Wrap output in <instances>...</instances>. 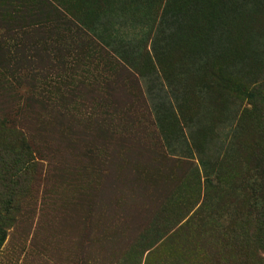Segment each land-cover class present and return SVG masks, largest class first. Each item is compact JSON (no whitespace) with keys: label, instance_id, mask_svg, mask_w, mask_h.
I'll return each instance as SVG.
<instances>
[{"label":"rangeland","instance_id":"obj_1","mask_svg":"<svg viewBox=\"0 0 264 264\" xmlns=\"http://www.w3.org/2000/svg\"><path fill=\"white\" fill-rule=\"evenodd\" d=\"M193 2L213 4L209 23L228 31L215 45L195 35ZM263 7L264 0H0V201L18 202L16 217L32 226L6 230L0 264H70L84 232L75 221L90 201L99 217L92 264H264ZM28 94L52 106L72 98L77 118L93 120L97 111L112 120L114 138L137 133L147 149L110 176L70 175L66 167L60 181L50 167L47 180L44 171L22 177L19 130L51 166L72 160L39 139L48 130L40 134L35 121L50 117L27 107ZM113 95L135 105L127 114L133 131H119ZM107 218L128 224L121 236L107 230Z\"/></svg>","mask_w":264,"mask_h":264},{"label":"trees","instance_id":"obj_2","mask_svg":"<svg viewBox=\"0 0 264 264\" xmlns=\"http://www.w3.org/2000/svg\"><path fill=\"white\" fill-rule=\"evenodd\" d=\"M203 3L204 2L192 3L191 15L196 19L195 35L207 41L209 44L215 45L218 41L224 39V35L228 31L224 29L221 22L210 21L209 23L210 16L214 11V6L210 3L203 5ZM232 11L233 10H231L230 15H232ZM203 18L206 19V22H204L205 28L198 29L197 24L198 22L201 24ZM61 54L63 55V52H61ZM0 82H2L1 79ZM32 87L33 85L30 86L28 93H33L35 91ZM107 88L110 89L109 87ZM111 91L113 90H109V92ZM5 92L6 91L3 92L4 97L6 100H9L10 94ZM76 93L82 92L77 91ZM90 93L93 95L96 94L94 91H90ZM41 94L43 95V93ZM39 99L40 100H36L35 97H32L30 94H28L25 99V104L28 105V108H38L42 112H47L50 117V122H43L39 119L35 121L34 125L38 128L40 134L48 130L46 131L48 136L45 134L39 139H43V141L48 143L55 142V145L59 144L69 156L71 155L72 160H70V163L66 162L68 164H66L64 160H59V162H55V164L51 166V162L47 161L49 160L47 159L48 155L41 156V154L37 153L35 150V142L27 136L25 131L19 130L13 139L18 144L19 153L25 157L19 169V173L22 177L31 174L38 178L44 171V180H47V173L50 167L54 179L60 181L68 177L66 176V167L71 169L69 170L71 171L70 175L80 176L83 172H92L95 175L99 173V176H110L113 167L117 163L123 160H129L128 158H131L135 153L143 152L147 149L143 142V137L140 138L137 136V133H133L128 137L118 135L114 138L115 132L111 129L113 125L112 120H99L96 115V113L99 114L97 111H95V118L93 120L88 118L86 120L77 118V113L68 110V105L73 103L72 98L68 100L70 104L67 102V107L66 105L52 106V103L48 102L49 98L47 97L45 102H42L44 99ZM110 99V111L112 115L114 117L117 116L118 119L114 118V121L120 122L119 125L122 126L119 131L125 132V130H129V128H131L130 131H133L134 119H130V115L127 116V114L135 105L129 102L123 104L116 100L114 95L111 96ZM62 104L63 103H60V105ZM96 105L91 104L85 111L87 109L92 111ZM119 125L117 127H119ZM137 129L139 130L140 128ZM99 153H101V155L104 154L103 159ZM33 155H35V158H33L31 162H28V159ZM43 164L48 165V167H46L48 169H45ZM88 167L91 170H89ZM3 208L4 210H2ZM1 211L5 212V215L2 216ZM19 211L20 205L18 202L15 203L12 199L0 201V242L2 238L6 236V230L11 227H18L23 231L31 229L32 226L28 224L27 220L16 217ZM86 212L87 216L85 218H77L75 221L78 225L80 224V227H83L84 232L78 240L79 243L76 245L75 253L73 256H69L70 264H92V250L98 240V229L96 225L99 217H97L98 212L96 210V205L91 201L87 205ZM106 225L107 230L113 229V234L119 233V236H121L125 225L128 224H123V220H111L107 218ZM129 225L132 227L131 224Z\"/></svg>","mask_w":264,"mask_h":264},{"label":"bare ground","instance_id":"obj_3","mask_svg":"<svg viewBox=\"0 0 264 264\" xmlns=\"http://www.w3.org/2000/svg\"><path fill=\"white\" fill-rule=\"evenodd\" d=\"M194 4H195V3H194ZM208 7H209V6H208ZM213 14H214V13H213ZM255 14H256V13H255ZM251 15H252V14H251ZM242 16H243V15H242ZM256 16H257V15H256ZM256 16H255V17H256ZM208 17H209V16H208ZM218 17H219V16H218ZM192 18H193V17H192ZM242 18H243V17H242ZM248 18H249V17H248ZM251 18H252V16H251ZM256 18H257V17H256ZM234 19H235V18H234ZM254 19H255V18H254ZM243 20H244V19H243ZM248 20H249V19H248ZM253 21H254V20H253ZM238 22H239V21H238ZM244 22H245V21H244ZM262 22H263V21H262ZM240 23H241V22H240ZM208 24H209V23H208ZM208 24H207V25H208ZM255 24H256V23H255ZM261 24H262V23H261ZM243 27H244V26H243ZM187 28H188V27H187ZM255 28H257V27H255ZM192 29H193V27H192ZM228 29H229V28H228ZM208 30H210V29H208ZM247 30H248V29H247ZM203 31H204V30H203ZM208 32H209V31H208ZM242 32H243V31H242ZM257 32H258V31H257ZM199 33H200V32H199ZM199 33H198V34H199ZM203 34H204V33H203ZM230 34H231V33H230ZM232 34H233V33H232ZM258 34H259V33H258ZM204 35H205V34H204ZM237 36H238V34H237ZM228 37H229V36H228ZM235 37H236V36H235ZM236 38H237V37H236ZM242 40H243V38H242ZM234 41H235V40H234ZM234 41H233V42H234ZM238 41H239V39H238ZM186 43H187V42H186ZM179 44H180V43H179ZM243 48H244V47H243ZM185 49H186V48H185ZM204 49H205V48H204ZM247 50H249V49H247ZM176 59H177V58H176Z\"/></svg>","mask_w":264,"mask_h":264},{"label":"crops","instance_id":"obj_4","mask_svg":"<svg viewBox=\"0 0 264 264\" xmlns=\"http://www.w3.org/2000/svg\"><path fill=\"white\" fill-rule=\"evenodd\" d=\"M63 52V49L60 48V53Z\"/></svg>","mask_w":264,"mask_h":264}]
</instances>
